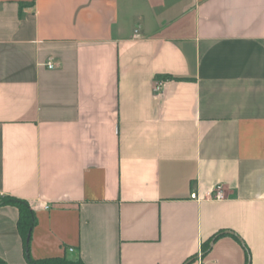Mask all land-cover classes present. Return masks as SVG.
Segmentation results:
<instances>
[{
	"label": "crops",
	"instance_id": "obj_1",
	"mask_svg": "<svg viewBox=\"0 0 264 264\" xmlns=\"http://www.w3.org/2000/svg\"><path fill=\"white\" fill-rule=\"evenodd\" d=\"M0 196L34 260L264 264V0H0Z\"/></svg>",
	"mask_w": 264,
	"mask_h": 264
},
{
	"label": "trees",
	"instance_id": "obj_2",
	"mask_svg": "<svg viewBox=\"0 0 264 264\" xmlns=\"http://www.w3.org/2000/svg\"><path fill=\"white\" fill-rule=\"evenodd\" d=\"M171 76H159V80H171ZM12 206L19 210V221L18 228L20 234L23 238L26 262L25 264H84L80 257L66 258V257H57V258H48L43 260H34L30 256V243L32 237V231L37 223L36 215L31 208L30 204L27 201L17 199L10 196H0V207ZM216 237V236H215ZM213 237L212 239H214ZM211 239V240H212ZM210 242L205 245V250H208ZM0 264H8L2 259H0Z\"/></svg>",
	"mask_w": 264,
	"mask_h": 264
},
{
	"label": "built area",
	"instance_id": "obj_3",
	"mask_svg": "<svg viewBox=\"0 0 264 264\" xmlns=\"http://www.w3.org/2000/svg\"><path fill=\"white\" fill-rule=\"evenodd\" d=\"M47 67H48L49 69H54V68H55V65H54V63H53L52 61H49V62L47 63ZM162 83H163V80H159V81H157V83H156V90H160V89H161V85H162ZM192 197H193L194 199L197 198L196 195H193ZM210 199H211V200H215V201H224V200L227 199V195H226V193H225L224 188H223L222 185H219V186H217V187L215 188V190H214V192H213V194H212V197H211ZM48 209H49V207L47 206V207H46V210H48ZM69 252H70V253H73L74 250H73V249H70Z\"/></svg>",
	"mask_w": 264,
	"mask_h": 264
}]
</instances>
